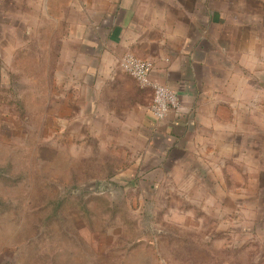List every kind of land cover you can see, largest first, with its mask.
Here are the masks:
<instances>
[{"label": "rangeland", "instance_id": "1", "mask_svg": "<svg viewBox=\"0 0 264 264\" xmlns=\"http://www.w3.org/2000/svg\"><path fill=\"white\" fill-rule=\"evenodd\" d=\"M41 1L0 24V264H264V164L134 169L136 138L87 131L85 59Z\"/></svg>", "mask_w": 264, "mask_h": 264}, {"label": "crops", "instance_id": "2", "mask_svg": "<svg viewBox=\"0 0 264 264\" xmlns=\"http://www.w3.org/2000/svg\"><path fill=\"white\" fill-rule=\"evenodd\" d=\"M59 2L67 55L85 59L87 131L97 123L112 141L136 138L134 169L203 176L219 160L263 166L264 0ZM17 6L26 0H0L2 26ZM127 54L150 64L151 78L176 93L180 108L152 116L151 91L120 67Z\"/></svg>", "mask_w": 264, "mask_h": 264}, {"label": "built area", "instance_id": "3", "mask_svg": "<svg viewBox=\"0 0 264 264\" xmlns=\"http://www.w3.org/2000/svg\"><path fill=\"white\" fill-rule=\"evenodd\" d=\"M120 67L140 87L151 91L149 111L156 120H163L169 110L180 108V101L176 93L151 78L150 64L127 54L122 58Z\"/></svg>", "mask_w": 264, "mask_h": 264}]
</instances>
